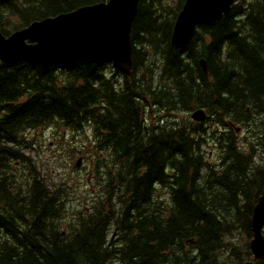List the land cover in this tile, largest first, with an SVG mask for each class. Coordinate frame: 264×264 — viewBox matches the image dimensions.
Listing matches in <instances>:
<instances>
[{"label": "trees", "instance_id": "trees-1", "mask_svg": "<svg viewBox=\"0 0 264 264\" xmlns=\"http://www.w3.org/2000/svg\"><path fill=\"white\" fill-rule=\"evenodd\" d=\"M99 1L0 0V18L17 29ZM166 1H140L128 91L129 78L116 88L104 59L0 61V264L250 260L253 209L264 188V0H241L226 18L201 25L184 50L170 49L182 0ZM199 107L218 128L172 116ZM231 123L245 127L244 139ZM48 127L63 167L75 170V158L88 155L86 143L69 147L65 131L92 145L95 191L85 190L86 206L68 205L69 176L49 183L26 155L25 132ZM207 145L217 147L218 163L208 160ZM157 184L167 189L163 202ZM237 235L246 243H235Z\"/></svg>", "mask_w": 264, "mask_h": 264}, {"label": "water", "instance_id": "water-1", "mask_svg": "<svg viewBox=\"0 0 264 264\" xmlns=\"http://www.w3.org/2000/svg\"><path fill=\"white\" fill-rule=\"evenodd\" d=\"M139 1L108 0L84 6L70 13L34 22L9 38L0 31V59L44 63L105 57L129 73L132 66L131 29ZM234 1L187 0L174 26L172 46L189 44L198 24H213L221 20L229 13ZM27 38L36 43L27 44ZM201 64L206 71L204 60ZM192 117L202 121L206 113L199 109ZM252 230V252L255 259H264V189L253 209Z\"/></svg>", "mask_w": 264, "mask_h": 264}, {"label": "rangeland", "instance_id": "rangeland-1", "mask_svg": "<svg viewBox=\"0 0 264 264\" xmlns=\"http://www.w3.org/2000/svg\"><path fill=\"white\" fill-rule=\"evenodd\" d=\"M213 127V126H211ZM66 138L67 140H69L71 138V134L68 132H65ZM46 139L49 140H40L41 138H39V135L33 136L31 135L30 138L33 139L34 141H39L40 140V148L41 149H34L31 150V152L34 153L35 158L38 160V163L40 165V168L43 172H47V166H49V170L51 172V175L54 176V178L56 180L62 177H64L66 175V170L65 168L63 169V171L61 172V170L59 169V157L58 155H55L56 153H59L58 147H57V143L54 140V133H48L47 135L44 136ZM81 140V136L79 135L77 137V141L79 142ZM56 143V144H55ZM56 156V161L52 160V157ZM69 161V158H68ZM88 170L89 167L86 168V172L83 171L80 174H76V177H80L82 178L84 184H86L88 181L91 180L92 175L88 174ZM90 178V179H89ZM76 184H78V182L76 181ZM82 192H75L74 194H72V198L73 201L71 203V206L76 207L79 205L78 200H81V196H82ZM245 238L240 235L239 237V242H241L242 244H244L245 242Z\"/></svg>", "mask_w": 264, "mask_h": 264}, {"label": "bare ground", "instance_id": "bare-ground-1", "mask_svg": "<svg viewBox=\"0 0 264 264\" xmlns=\"http://www.w3.org/2000/svg\"><path fill=\"white\" fill-rule=\"evenodd\" d=\"M153 55V54H152ZM150 102V101H149ZM156 105H157V103H156ZM216 119V118H215ZM237 122V121H236ZM242 122V121H241ZM239 124H241V123H239ZM32 130V129H31ZM221 150V149H220ZM224 151H225V149H223ZM224 154V153H223Z\"/></svg>", "mask_w": 264, "mask_h": 264}]
</instances>
